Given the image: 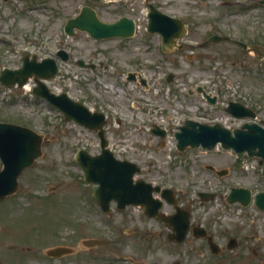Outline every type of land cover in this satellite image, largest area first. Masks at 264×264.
I'll use <instances>...</instances> for the list:
<instances>
[{
	"label": "rangeland",
	"instance_id": "rangeland-1",
	"mask_svg": "<svg viewBox=\"0 0 264 264\" xmlns=\"http://www.w3.org/2000/svg\"><path fill=\"white\" fill-rule=\"evenodd\" d=\"M259 1L152 0L161 12L191 27L181 40L186 48L164 52L160 37L145 31L144 0H0V71L20 68L25 55L54 59L58 71L47 87L103 113L113 155L140 167L135 179L175 190L191 222L211 232L222 249L213 255L191 238L179 246L168 244L157 236L162 225L139 207L119 211L112 204L103 214L75 163L80 149L90 155L100 152L95 132L65 122L55 107L31 93L30 79L22 88L0 87V122L28 127L46 139L42 156L20 174L17 191L0 201V262L264 264V212L225 202L231 187L264 192V169L247 172L241 163L244 155L237 158L220 149L178 152L173 137L187 119L230 129L251 121L230 118L222 109L227 101L244 104L256 113L255 122L264 125V6ZM83 6L95 10L103 22L131 18L138 31L128 40H93L82 32L67 36L65 22ZM210 35L252 47L244 50L232 41L197 46ZM59 50L67 54L66 61L56 57ZM129 73L140 74L146 84L127 81ZM169 73L174 76L168 83ZM196 85L217 92L224 104L211 109L189 99L186 89ZM154 125L167 131L165 138L151 133ZM209 165L227 174L216 176L206 169ZM200 191H216L217 196L200 202ZM229 238L238 242L231 251L226 250ZM87 239L102 243L87 248L81 243ZM56 246L74 253L48 258L45 251Z\"/></svg>",
	"mask_w": 264,
	"mask_h": 264
},
{
	"label": "water",
	"instance_id": "water-1",
	"mask_svg": "<svg viewBox=\"0 0 264 264\" xmlns=\"http://www.w3.org/2000/svg\"><path fill=\"white\" fill-rule=\"evenodd\" d=\"M111 1V0H108ZM150 0H146L149 2ZM264 4V0L260 1ZM147 27L150 34H159L161 37V48L167 51L176 46V41L184 33V25L181 20L161 13L151 3H147ZM64 33L74 35V30L87 33L96 40L111 38H131L134 35L135 23L132 19L121 17L114 22H103L99 20L95 11L87 6L80 9L79 14L68 19L63 27ZM222 38L210 37L207 42H219ZM244 48L247 46L239 43ZM179 48V46H178ZM56 55L66 61L67 54L60 50ZM83 66L81 61L78 62ZM57 72V64L54 59L47 58L37 62L35 56L29 60L28 55L22 59V66L18 69H3L0 71V85L6 88L18 86L21 88L30 77L36 84L32 93L49 102L59 109L66 122L73 121L90 130L97 131L100 140V154L91 156L85 150H79L75 156L76 163L84 173V180L92 185V195L104 212H108L109 203L114 201L117 209L122 210L127 206H142L144 214L148 218H155L165 224L175 235L173 240L180 243L184 240L189 230V212L177 206L174 193L170 189L152 187L142 180L133 182V176L140 172L135 163L120 161L114 158L107 149V141L104 136L103 126L106 123L105 117L100 113L90 112L83 104L71 100L65 93L55 94L51 92L41 81L47 80ZM140 82L145 85V80L138 74ZM173 75H168L166 82H171ZM127 80L134 81L135 74H129ZM199 88L198 90H200ZM201 91V90H200ZM210 103L214 99L209 100ZM226 112L238 119H255L256 114L249 108L235 102H229ZM154 135L163 137L165 132L155 127L152 130ZM176 149L179 152L191 149L213 150L217 145L223 150H230L237 154H246L250 158H259V163H264V127L253 122H245L240 128L230 131L219 124H205L193 120H186L179 131L174 134ZM46 139L35 131L12 123L0 122V159L3 167L0 171V200L12 195L18 188L17 179L21 172L31 167L35 160L42 156L41 146ZM213 169V167H209ZM222 176L226 171L216 172ZM160 192V197L169 204H172L175 212L169 216L159 213L162 202L152 197V192ZM201 200H209L215 197L214 194L202 193L198 195ZM253 199L254 206L264 211V192L257 193L252 198L249 189L232 187L226 196L229 204L238 202L247 207ZM192 233L195 237L206 235L201 227H193ZM210 250L217 254L219 249L208 237ZM96 239L84 240L82 244L86 247H93L100 244ZM235 247L234 239H230L228 249ZM72 250L66 247H54L46 251L50 257H61L71 254ZM180 264V263H174Z\"/></svg>",
	"mask_w": 264,
	"mask_h": 264
},
{
	"label": "flooded vegetation",
	"instance_id": "flooded-vegetation-1",
	"mask_svg": "<svg viewBox=\"0 0 264 264\" xmlns=\"http://www.w3.org/2000/svg\"><path fill=\"white\" fill-rule=\"evenodd\" d=\"M184 24H185V37H187V36L191 33V31H190V29H189L190 25H188V23H184ZM190 28H191V27H190ZM229 41H230V40H229ZM231 41H232V43H234L233 40H231ZM183 44H184V45H183V48H186V47L188 46V45L185 44L184 42H183ZM197 87H198V86H197ZM197 87L195 86L194 89H190V88H188V90L186 91V95H187V97H189V98H193L194 100H198L199 102L205 104L206 106H209V108H211V109L218 108V105H219V104H224L223 101H222V99H221V96H220L217 92H216V93H213V92H210V91L206 90L204 87H202V89H203L205 95L209 96V98H214V100H215L214 104H208V102L206 101V99L203 98V96H202L203 94H201V92H199V91L197 90ZM222 109L224 110V107H222ZM158 186H161V188H166V187H167V186H164V185H158ZM175 195H176V199H177V201H178V203H179V202H180L179 197H178L177 194H175ZM155 197H158V194L155 195ZM179 204H181V206H182V203H181V202H180ZM162 211H163V213H165L166 215H169V214H171V213L173 212V209H172V207H171L170 205L164 204ZM150 220L156 221L157 223H159V224L162 225V229L159 230V232H158V234H157L158 237L162 236V237L167 241L168 244L177 245V246L182 245V244H177V243H174V242H170V241H169V239H171V237H173L172 235H174V233H171V232L165 227V225H164L163 223H161V222H159V221H157V220H155V219H150ZM191 225L194 226L195 224L191 222ZM205 229H206V228H205ZM206 232H207L208 235L212 236L213 241L216 242V237H215L211 232L207 231V229H206ZM189 238H191V240H193V241H200L204 246L206 245V247L208 248V245H207V239H206V238L197 239V238H194L193 235H192L191 233H189V234L186 236L184 242H187ZM184 242H183V243H184ZM216 243H217V242H216ZM217 244H218V243H217ZM237 244H238V242H237ZM208 250H209V248H208ZM221 251H222V250H221ZM221 251H220V253H221ZM220 253H219V254H220ZM219 254H218V255H219Z\"/></svg>",
	"mask_w": 264,
	"mask_h": 264
}]
</instances>
